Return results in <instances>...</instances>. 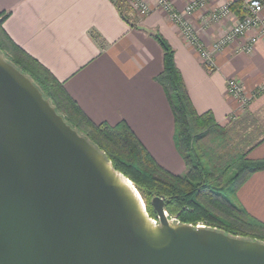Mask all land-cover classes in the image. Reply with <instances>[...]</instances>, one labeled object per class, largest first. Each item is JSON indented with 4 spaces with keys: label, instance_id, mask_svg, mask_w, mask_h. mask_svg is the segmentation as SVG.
Returning <instances> with one entry per match:
<instances>
[{
    "label": "water",
    "instance_id": "95a60500",
    "mask_svg": "<svg viewBox=\"0 0 264 264\" xmlns=\"http://www.w3.org/2000/svg\"><path fill=\"white\" fill-rule=\"evenodd\" d=\"M151 204L0 51V264H264V242Z\"/></svg>",
    "mask_w": 264,
    "mask_h": 264
},
{
    "label": "crops",
    "instance_id": "0c3cea01",
    "mask_svg": "<svg viewBox=\"0 0 264 264\" xmlns=\"http://www.w3.org/2000/svg\"><path fill=\"white\" fill-rule=\"evenodd\" d=\"M189 1L172 3L182 11ZM230 1L210 0L188 16L203 44L209 46L234 23V16L219 21L210 17L213 8ZM150 4L153 10L136 15L133 26L120 16L113 0H0V12L7 14L2 25L10 37L64 82L93 121L125 120L161 166L180 174L185 163L173 140L174 117L154 80L163 69V52L150 34L160 32L174 48L194 109L210 110L217 123L250 133L256 142L247 156L264 157V87L245 109L227 88L230 78L242 83L246 94L263 85L264 35L248 52L242 46L253 31L239 37L214 55L215 67L208 71L167 14ZM237 196L264 222V169L251 173Z\"/></svg>",
    "mask_w": 264,
    "mask_h": 264
},
{
    "label": "trees",
    "instance_id": "16d2710c",
    "mask_svg": "<svg viewBox=\"0 0 264 264\" xmlns=\"http://www.w3.org/2000/svg\"><path fill=\"white\" fill-rule=\"evenodd\" d=\"M113 1L120 16L135 25V18L128 16L127 0ZM231 8L242 14L238 1ZM6 15L0 12V51L4 57L27 74L65 121L134 183L150 216L156 218L152 197L161 196L168 215L180 222H201L231 235L264 242V222L254 217L237 196L249 175L264 169V157L247 156L256 140L250 133L217 123L212 111L198 113L194 109L175 62L174 48L160 32L150 34L163 52V69L154 80L162 86L174 117L173 140L185 163L180 174L161 166L125 120L115 124L93 121L64 82L10 37L2 25Z\"/></svg>",
    "mask_w": 264,
    "mask_h": 264
},
{
    "label": "built area",
    "instance_id": "2783aa9c",
    "mask_svg": "<svg viewBox=\"0 0 264 264\" xmlns=\"http://www.w3.org/2000/svg\"><path fill=\"white\" fill-rule=\"evenodd\" d=\"M209 1L190 0L186 3L182 11L174 7L172 0H151V3L154 7L161 8L168 13L172 21L179 26L185 42L196 50L203 66L208 71H211L215 67L214 55L218 51L235 42L239 37L248 34L249 31H253V33L249 34L246 42L242 46V49L248 52L252 49L255 40L259 36L264 35V0H231L229 3L213 8L210 12L212 20L219 21L228 16H234L235 20L224 34L220 35L207 46L200 41L197 31L189 17L196 8H201L209 3ZM235 1L241 4L242 14L232 12L231 4ZM128 2L133 11L138 15H146L152 10L150 0H128ZM227 85L232 94L238 97L241 105L247 106L249 97L245 93L243 85L234 78L228 79ZM263 87L264 83L257 90Z\"/></svg>",
    "mask_w": 264,
    "mask_h": 264
},
{
    "label": "rangeland",
    "instance_id": "374dc122",
    "mask_svg": "<svg viewBox=\"0 0 264 264\" xmlns=\"http://www.w3.org/2000/svg\"><path fill=\"white\" fill-rule=\"evenodd\" d=\"M127 2H128V0H127ZM128 4H129V10H128V16H130L131 18H137V16L136 15H138L137 13H135L134 11H133V9H132V7H131V5H130V3L128 2ZM155 8V7H154ZM161 9V8H160ZM153 10V9H152ZM151 10V11H152ZM161 10H163V9H161ZM150 11V12H151ZM164 11V10H163ZM149 12V13H150ZM165 12V11H164ZM166 13V12H165ZM167 14V16H168V18L172 21V19L170 18V16L168 15V13H166ZM173 22V21H172ZM178 28H179V26L175 23V22H173ZM179 30H180V28H179ZM181 32V31H180ZM182 34V33H181ZM183 36V35H182ZM184 38V37H183ZM199 56V55H198ZM199 59H200V57H199ZM200 62H201V59H200ZM202 63V62H201ZM239 82V81H238ZM240 83V82H239ZM240 84H242V83H240ZM227 88H228V85H227ZM260 91V89H258L256 92H254V93H251V94H248L247 96L249 97V101L255 96V94L256 93H258ZM228 92H229V94L233 97V98H235L236 100H237V102H238V105H239V107L240 108H246L247 106H243V105H241V102L239 101V99H238V97H236V96H234L233 94H232V92L229 90V88H228ZM246 96V97H247ZM249 101H247L248 103H249Z\"/></svg>",
    "mask_w": 264,
    "mask_h": 264
}]
</instances>
